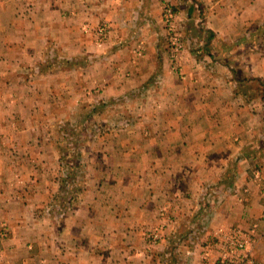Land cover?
<instances>
[{
  "label": "crops",
  "instance_id": "1",
  "mask_svg": "<svg viewBox=\"0 0 264 264\" xmlns=\"http://www.w3.org/2000/svg\"><path fill=\"white\" fill-rule=\"evenodd\" d=\"M164 2L178 11L187 81L169 70L161 37ZM100 21L109 24L104 45L74 38L81 23ZM48 34H58L65 47L112 51L100 65L110 78L86 75L92 82L104 78L111 94L157 73L163 101L145 126L153 137L124 140L129 148L122 154L91 159L82 202L60 232L34 213L57 184L56 160L33 153L48 143L34 136L39 125L33 122L46 109L26 106L35 91L24 96L31 86L16 75L32 61L4 56L36 49L28 46L30 38ZM116 67L131 76L121 80ZM263 181L264 0H0V219L8 228L0 238V264H211L216 242L209 259L200 246L212 230L218 237V228L252 223L260 236L252 264H264ZM161 223H168L167 239L147 244L143 231Z\"/></svg>",
  "mask_w": 264,
  "mask_h": 264
},
{
  "label": "rangeland",
  "instance_id": "2",
  "mask_svg": "<svg viewBox=\"0 0 264 264\" xmlns=\"http://www.w3.org/2000/svg\"><path fill=\"white\" fill-rule=\"evenodd\" d=\"M165 6H170L173 9L175 15L173 23L175 27V33L180 37L183 43L184 38L182 34V28L178 23V11L176 6L169 2H164L161 5V28L163 30V35H161V37L163 40V45H166L167 47V63L169 70L173 73H177L175 76H177L178 79L180 78L181 80L187 81L189 75L183 71V69H181L180 64L186 48L184 45L183 50L176 54H172L170 42L173 34H170L172 31L169 29L170 27L164 22ZM84 24L89 27L88 31L83 30L82 26ZM98 27H102L104 29L102 34L99 32L97 33ZM171 27L173 28L172 25ZM77 31L79 35L77 36L74 34L75 39H78L82 36L87 39V44H90L91 42V44L98 45V47L104 45L109 38V24L107 21H100L96 24L87 22L81 23L78 26ZM141 41L142 40H139L138 42V48H141V45H139ZM30 42L31 43L28 44V46L34 47L36 49L24 51H5L4 56L9 57L10 55L13 58L25 57V59L32 61V65L30 67L22 66L17 68L16 75L18 74V77H20L22 82L27 81L28 85L31 86L30 91H21L24 93V96H31V92L35 91L34 98L30 99L26 106L29 105L35 108L42 107L46 109L44 114L37 113L35 118H33V122H36L39 125V129H35L34 136H36V138L41 136L39 138L42 140L45 138L48 140V143L44 144L41 142L40 146H35L33 153H37L39 150L40 152H44V154H47V156L56 160L53 176L58 189V164L59 157L63 156L62 151L65 149L67 151L76 149L77 144L75 141L83 146V159L81 158V160L84 163V170L82 173L84 174V180L82 179L83 182L80 180L81 187L83 188L81 193L82 202L84 190L89 182V174L92 171L90 167L91 159L94 161L96 156L105 155L107 153L122 154L129 148L128 146L123 145L124 140H136L138 144V140L147 139L154 136V133L146 131L145 126H147L146 124H151V120H155L156 113L163 109V101L159 99L161 98V94H159L157 90L160 85V79L156 78V76H158L156 73L151 75L146 80L138 81L130 88L122 89L118 87L111 94L109 91H104L107 82L103 77V80L101 79L100 82H92L90 77H92L93 74L96 77H99L97 71L100 73L104 72L101 74L105 77H111L109 74V68L107 66L100 67V65L110 60L109 57L112 55V51L108 49L94 50L91 48L81 51L77 50V47H75L74 44L65 47L59 42L58 34L39 35L38 37L36 35L35 37L30 38ZM78 42L79 40H76V43ZM137 53H139V51L133 52L134 56L140 54ZM200 53L201 51L198 50L195 54H193L194 56L192 57V60L194 63L197 62V57L200 56ZM116 69L119 73L118 77L121 80L131 76V72L128 68L122 69L121 67H116ZM157 70L159 71L158 68ZM83 75L85 77H83ZM86 75H90V77L88 78ZM184 75L187 76L186 79H182ZM30 79H34V81H30ZM34 84L35 86L33 88L32 85ZM134 89L137 91L133 92L124 103L120 104L116 101V104L112 105L108 112L107 110L103 112L100 111L98 115L92 116L91 118H86V114L89 110V106H86L88 103L96 102L100 99L106 100L110 96H116L123 92ZM105 108L107 109V107ZM116 122H120V125H118L119 127L117 126ZM93 124H98L100 126L99 132H97L96 135L91 131V127L95 126ZM107 140H111L113 142L119 141L120 143L111 146L110 144H107ZM2 148L4 150L6 146L2 145ZM136 149L137 155H142L144 153L140 151L142 146L138 145ZM70 151L67 153L69 154ZM261 187L264 192V181L262 182ZM54 194L50 197V199L54 196ZM79 205L66 213V219L61 230L54 226L56 231L60 232L64 229V227L67 225L69 214L77 209ZM44 206L42 208L36 209L34 212L35 215L40 218L49 219L53 223L51 218L47 216H41L39 214L42 212ZM262 218L264 219V204L262 208ZM168 229V223H161L158 226H153L144 230L143 237L146 240V243L151 246L160 245L165 241V239H167ZM220 229L225 232V235H230L233 232H236L241 238L248 239L249 244L247 245V249L250 251L253 249L255 242L260 238V236L256 233V223H252L251 226L246 229L231 225L225 226V228H218V237L221 236ZM154 231H157L159 238L155 242L150 243L146 236ZM212 235L213 236L211 238L206 239L208 241H204L200 246L201 250L206 248V250L203 251L204 258L206 259L210 258V251L212 250L213 244L215 242L216 250L219 252L218 255L222 251L227 250L226 246L223 248L221 243L222 240L217 237L215 229L212 230ZM7 236V224L5 220L0 219V238L6 239ZM195 236L196 235H192L190 238V244L192 246L198 243L197 241H194L193 237ZM212 238H215V241L211 240ZM215 260H212L210 263L214 264Z\"/></svg>",
  "mask_w": 264,
  "mask_h": 264
},
{
  "label": "trees",
  "instance_id": "3",
  "mask_svg": "<svg viewBox=\"0 0 264 264\" xmlns=\"http://www.w3.org/2000/svg\"><path fill=\"white\" fill-rule=\"evenodd\" d=\"M137 91L136 89L123 92L116 96H110L108 99H100L96 102L88 103L86 106H89V110L86 114V118H91L92 116L98 115L100 111H106L111 109V106L117 103H124L127 101L128 97ZM107 107V109L105 108ZM110 108V109H109ZM120 122H116L117 126L120 125ZM95 126L91 127L93 134L99 132L100 126L98 124H93ZM119 127V126H118ZM76 149L61 150L63 156L59 157V176L57 177L58 189L54 196L46 203L42 212L39 214L41 216H47L52 219L53 225L61 230L63 228L66 213L73 208H75L81 202V193L83 188L81 187L80 180H84V163L82 148L77 141ZM69 155V156H67ZM82 180V182H83Z\"/></svg>",
  "mask_w": 264,
  "mask_h": 264
},
{
  "label": "built area",
  "instance_id": "4",
  "mask_svg": "<svg viewBox=\"0 0 264 264\" xmlns=\"http://www.w3.org/2000/svg\"><path fill=\"white\" fill-rule=\"evenodd\" d=\"M165 11V19L164 22L170 27L169 29L172 31L170 34H173L171 37L170 47L172 54H176L183 50L184 43L181 41L180 37L175 33V27L173 25L174 23V11L170 6L164 7ZM173 26V28L171 27ZM84 31H88V26L83 25L82 26ZM104 29L102 27L97 28V33H101ZM105 32V31H104ZM104 36V33H103ZM221 236L219 237L222 240V246L223 248L226 246L227 250L222 251L217 259L215 260L214 264H251L252 260L250 257V250L247 249V245L249 244L248 239L241 238L239 235H237L236 232H233L230 235H225V232L220 229ZM147 240L150 243L155 242L159 235L157 231H154L147 236Z\"/></svg>",
  "mask_w": 264,
  "mask_h": 264
}]
</instances>
